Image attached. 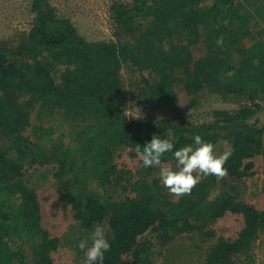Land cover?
I'll return each mask as SVG.
<instances>
[{
    "label": "trees",
    "instance_id": "16d2710c",
    "mask_svg": "<svg viewBox=\"0 0 264 264\" xmlns=\"http://www.w3.org/2000/svg\"><path fill=\"white\" fill-rule=\"evenodd\" d=\"M33 25L14 46L0 41V264H52L60 239L41 226L35 191L25 166L54 164L60 195L84 229L106 224L110 251L104 264H151V232L165 246L182 234L213 236L209 227L226 213L240 215L233 241L219 238L202 264H236L264 233V210L202 177L176 198L142 167L137 178L114 163L117 150L137 155L154 135L176 149L200 135L216 154L234 149L224 165L227 182L249 176L264 160V129L252 119L264 108V0H133L112 7L117 42H88L47 0H32ZM116 35V37H117ZM178 38H176V36ZM246 41V48L242 42ZM139 74L130 92L174 113L170 119H128L121 66ZM57 76V78H56ZM200 94L249 106L215 110L211 121H186L182 99ZM184 108H183V107ZM35 113L36 124L31 121ZM58 117L61 124L54 125ZM162 163L175 164L170 153ZM196 173H194L195 175ZM120 188L126 195L112 199Z\"/></svg>",
    "mask_w": 264,
    "mask_h": 264
},
{
    "label": "rangeland",
    "instance_id": "374dc122",
    "mask_svg": "<svg viewBox=\"0 0 264 264\" xmlns=\"http://www.w3.org/2000/svg\"><path fill=\"white\" fill-rule=\"evenodd\" d=\"M52 5L58 17L71 21L80 37L88 42H117L124 39L118 38V30L113 21L112 7L114 5H128L133 0H47ZM32 0H0V41L7 46H14L26 38L30 32L34 14L31 10ZM117 35V37H116ZM176 38L177 35H175ZM246 41L242 46L246 48ZM121 76L127 91L130 92L139 80V74L127 63L121 66ZM57 78V76H56ZM137 94L128 93L123 108V114L128 119H170L174 116L170 110L144 102L138 103ZM184 101V102H183ZM186 121L193 125H200L211 121V113L215 110H238L249 106L244 98H232L222 101L215 95L200 94L193 99H182ZM140 112V116H139ZM31 121L36 124L35 113L31 115ZM56 126L61 124L56 116L52 120ZM264 129V108L257 110L252 123ZM114 163L118 169L129 171L137 178L142 170L141 162L130 149L123 148L116 151ZM251 174L240 182H227L224 178H218L219 189L226 190L237 195L238 199L253 205L257 210H264V160L260 156L252 160ZM174 164L162 163V166ZM54 164L25 166L24 180L32 188L38 198L41 214V226L50 237L60 239V247L51 255L52 264H84L83 253L78 249L81 239L88 237L94 229H84L73 218L70 205L60 195V186L56 183L53 174ZM152 176H159V166H153ZM133 195L127 191L115 188L112 199ZM107 228V225L102 224ZM243 228V218L240 215L226 213L215 224L209 227L213 236L202 241L198 234H182L172 242L162 246L149 231L139 240L152 243L151 264H202L205 250L219 238L233 241ZM128 264H133L130 258H125ZM236 264H264V233L261 234L248 253L236 258Z\"/></svg>",
    "mask_w": 264,
    "mask_h": 264
},
{
    "label": "clouds",
    "instance_id": "9594fccd",
    "mask_svg": "<svg viewBox=\"0 0 264 264\" xmlns=\"http://www.w3.org/2000/svg\"><path fill=\"white\" fill-rule=\"evenodd\" d=\"M214 147L213 143L206 142L198 134L194 136L193 144L178 149L171 139L154 135L143 147L138 145L137 157L145 169L159 166L160 182L174 197L179 198L189 194L204 176L223 178L228 174L224 165L234 149L229 145L222 153L216 154ZM167 153L171 154L174 167L162 166V157ZM77 247L83 253L84 264H104L105 253L111 248L105 227L96 225L87 238L79 241Z\"/></svg>",
    "mask_w": 264,
    "mask_h": 264
}]
</instances>
